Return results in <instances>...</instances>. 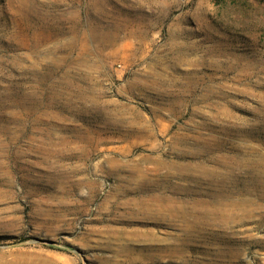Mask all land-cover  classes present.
Returning <instances> with one entry per match:
<instances>
[{"label": "rangeland", "instance_id": "obj_1", "mask_svg": "<svg viewBox=\"0 0 264 264\" xmlns=\"http://www.w3.org/2000/svg\"><path fill=\"white\" fill-rule=\"evenodd\" d=\"M0 264H264V0H0Z\"/></svg>", "mask_w": 264, "mask_h": 264}, {"label": "water", "instance_id": "obj_2", "mask_svg": "<svg viewBox=\"0 0 264 264\" xmlns=\"http://www.w3.org/2000/svg\"><path fill=\"white\" fill-rule=\"evenodd\" d=\"M42 241V240H41Z\"/></svg>", "mask_w": 264, "mask_h": 264}]
</instances>
